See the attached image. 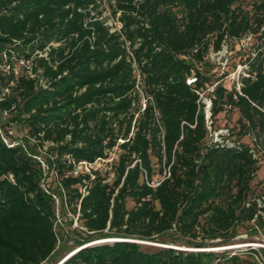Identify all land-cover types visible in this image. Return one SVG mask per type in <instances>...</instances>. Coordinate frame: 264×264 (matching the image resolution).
I'll list each match as a JSON object with an SVG mask.
<instances>
[{
  "label": "trees",
  "instance_id": "obj_1",
  "mask_svg": "<svg viewBox=\"0 0 264 264\" xmlns=\"http://www.w3.org/2000/svg\"><path fill=\"white\" fill-rule=\"evenodd\" d=\"M250 32L261 41L240 62L249 75L239 90L224 82L232 62L222 71L210 56ZM21 59L32 69L16 77ZM215 82L213 129L221 113H239L232 145L211 140L199 101ZM0 110L25 122L36 146L50 144L60 204L84 228L78 245L125 239L58 264H264V247L171 246L234 244L253 220L264 227L254 182L264 152V0H0ZM111 152L109 168H78ZM42 183L40 162L0 136V264H43L56 253V199Z\"/></svg>",
  "mask_w": 264,
  "mask_h": 264
},
{
  "label": "rangeland",
  "instance_id": "obj_2",
  "mask_svg": "<svg viewBox=\"0 0 264 264\" xmlns=\"http://www.w3.org/2000/svg\"><path fill=\"white\" fill-rule=\"evenodd\" d=\"M246 4H249L251 0H245ZM104 15L107 16V22L110 23L113 28L119 27V21L112 16L110 12V8L108 3H105V12ZM243 38L240 36L238 38L228 37L225 41L228 52L227 57L229 61L232 62V68H235L240 62L245 59L249 50H253L255 45L261 39H256L253 37L252 39ZM252 47V48H251ZM212 59V55L210 56ZM17 63V62H16ZM19 64L17 63L16 66ZM217 66L214 64H207L205 68L208 70V73H213ZM233 70V69H231ZM218 73L216 72L213 76H217ZM213 80V79H212ZM224 82L227 85H232V83L224 78ZM210 86V85H209ZM239 117V113L237 110L229 109L226 112L221 113L216 119V125L218 127H225L230 128L236 135L231 138L237 137L238 133V126H237V119ZM14 115L10 112L8 114L0 110V136L2 137L3 141L8 146H18L22 145L25 147L27 153L37 159L42 167L43 171V185L47 188V190L54 194V198L56 199V208H55V227L57 229L58 235L60 237V244L56 250V253L50 258L48 262H44L43 264H58L68 258L71 254L75 253L76 251L80 250L82 247L97 244L95 241L106 239V238H113V237H94L92 241L87 242L83 245H78L77 240L81 239L84 235L80 232L84 230L83 227L80 226L78 220L75 216L71 213L68 214L65 208H63L60 204V199L58 198V192L60 190L59 187V175L57 174V170L50 169L48 159L50 158L51 152L49 151V143H47L44 147L36 146V141L28 135V128L25 122L19 120H13ZM213 130V129H212ZM210 136V134H209ZM211 138V136H210ZM242 141L246 143H253L254 140L252 139L251 135H246L242 137ZM97 166H104L103 163ZM255 185L258 186L257 188V200L259 206L264 207V152L262 153V163L260 165V169L255 177ZM262 182V184H260ZM264 215V212L261 211ZM264 220V216L262 221ZM120 240H125L120 239ZM130 240H138L134 238H130ZM112 240H108L105 242H110ZM94 242V243H91ZM149 242V241H148ZM151 242V241H150ZM210 245L206 248H193L188 246H177L171 245L175 248H187L190 250H211V251H223L225 249L230 250L231 252L237 251H248L250 248L258 249L260 247H264V227L253 220L251 223L246 224L244 227L241 228L240 233L234 238V241L229 245H223L217 242H220V239H213L209 240ZM104 243V242H101ZM157 244L159 246H168V244L158 243V242H151ZM235 244H243L240 246H233L229 247L230 245ZM150 245V244H147ZM218 245V246H215ZM228 246L225 248H218ZM260 259L263 260L262 256L259 255ZM264 261V260H263Z\"/></svg>",
  "mask_w": 264,
  "mask_h": 264
},
{
  "label": "built area",
  "instance_id": "obj_3",
  "mask_svg": "<svg viewBox=\"0 0 264 264\" xmlns=\"http://www.w3.org/2000/svg\"><path fill=\"white\" fill-rule=\"evenodd\" d=\"M121 23L119 22V27L120 29ZM243 38V36H241ZM254 37L253 33H247L244 34V38L252 39ZM238 38V37H237ZM227 52H228V47L226 43L224 42L222 44V47L218 50H214L211 52L212 59L215 60L221 67L222 71L225 69L227 66L229 59L227 57ZM19 64L16 66V64ZM17 63H15L13 67V72L15 73V76L18 77L20 72L25 70L27 72H31L32 69V59H21ZM245 64H238L233 70H230L225 74V78L228 79L232 84L236 85L237 89L240 90L241 82H240V77L241 75L248 76L249 73H247L244 70ZM6 71L9 72V66H6ZM187 84L192 86L195 85L197 82V77L196 76H190L186 80ZM218 84V82H215L214 84L207 86L206 88L202 89L200 91V99L199 101L203 105V110L205 112V117H206V124L207 127L210 131V136L211 140L216 143H224V144H229L232 145V139L229 137L230 135V130L229 128L225 127H220L217 130H214L212 127V120H211V107H212V100L209 97V92H212L215 88V86ZM139 88V86H138ZM140 89V88H139ZM141 90V89H140ZM142 93V91H141ZM141 103L142 107L145 108L147 105L149 97L144 96V94H141ZM213 129V130H212ZM114 155L115 153L111 152L108 158H99L97 159L94 163H89L87 161H82L79 163L78 168H84L86 171L90 172L91 166L99 167L97 165H100V163H103V165H107V167H111L113 161H114ZM111 164V165H110ZM101 167V166H100ZM77 173V171L75 172ZM160 183V181H153L151 185L156 186ZM76 217V216H75ZM77 219V217H76Z\"/></svg>",
  "mask_w": 264,
  "mask_h": 264
},
{
  "label": "bare ground",
  "instance_id": "obj_4",
  "mask_svg": "<svg viewBox=\"0 0 264 264\" xmlns=\"http://www.w3.org/2000/svg\"><path fill=\"white\" fill-rule=\"evenodd\" d=\"M115 239H122V238H106V239L95 241V243H101V242H105V241H108V240H115ZM91 243H94V242H91ZM240 245H243V244L230 245L229 247L240 246ZM225 247H228V246H223V247H218V248H225Z\"/></svg>",
  "mask_w": 264,
  "mask_h": 264
},
{
  "label": "water",
  "instance_id": "obj_5",
  "mask_svg": "<svg viewBox=\"0 0 264 264\" xmlns=\"http://www.w3.org/2000/svg\"><path fill=\"white\" fill-rule=\"evenodd\" d=\"M118 240H120V239H118ZM113 241V240H112ZM130 241H132V242H139V243H144V244H150V245H156V246H159V245H157V244H154V243H151L150 241L148 242V241H146V240H130ZM179 249H183V250H190V249H187V248H179ZM61 263V262H60Z\"/></svg>",
  "mask_w": 264,
  "mask_h": 264
}]
</instances>
